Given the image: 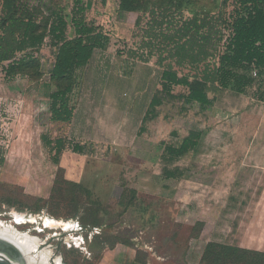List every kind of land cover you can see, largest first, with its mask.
<instances>
[{
	"label": "rangeland",
	"instance_id": "1",
	"mask_svg": "<svg viewBox=\"0 0 264 264\" xmlns=\"http://www.w3.org/2000/svg\"><path fill=\"white\" fill-rule=\"evenodd\" d=\"M120 1L84 0L87 21L107 42L77 72L71 123L51 121L49 95L56 87L50 72L57 50L50 40L34 52L41 76L7 73L8 63L0 65V222L41 242L49 238L46 251L64 264H99L103 248L118 240L150 246L166 264H189L210 242L264 244V222H255L259 210L264 216L256 204L264 184V157L258 155L264 152V101L226 89L202 108L183 102V87L173 95L161 92L157 57L146 63L128 54L142 40L136 22L145 27L150 16L143 8L124 12ZM142 1L151 9L167 0ZM180 1L183 12L173 22L192 17L189 8L213 12L218 2ZM33 3L45 14L63 9L68 37L75 36L72 0ZM155 95L164 102L145 119ZM191 130L203 131L199 147L166 163L162 142L178 145ZM44 134L75 138L87 145V154L67 150L56 164ZM166 165L178 167L183 177L166 178ZM64 182L84 190L64 188ZM46 218L71 227L46 228ZM183 226L190 236L181 245L176 240ZM56 233L60 237L51 238ZM139 253L145 260V252Z\"/></svg>",
	"mask_w": 264,
	"mask_h": 264
},
{
	"label": "trees",
	"instance_id": "2",
	"mask_svg": "<svg viewBox=\"0 0 264 264\" xmlns=\"http://www.w3.org/2000/svg\"><path fill=\"white\" fill-rule=\"evenodd\" d=\"M72 1L76 7L72 17L75 36L69 38V23L63 9L45 14L33 0H0V65L8 63L7 73L39 77L40 60L34 52L47 40L57 50L50 72L56 87L49 95L52 122L73 121L76 106L72 96L78 84L77 72L88 66L96 50L104 48L107 42L105 33L87 21L84 0ZM148 4L142 0H121L120 9L136 12L143 8L150 16L145 27L143 21L136 22L137 28L143 30L142 40L128 54L146 63L157 57V65L162 69L161 92L173 95L175 88L183 87V102L202 108L211 106L215 96L226 89L264 101V0H218L215 11L198 13L189 8L192 17L185 19L182 15L178 22H173L176 18L172 17L183 12L180 0H167L151 9ZM163 102L155 95L145 119ZM202 138L203 131L191 130L178 145L163 141L164 161L170 164L195 151ZM42 141L56 164L67 150L87 154V145L75 138L52 139L44 134ZM179 170L166 165L163 173L168 179H179L183 177L177 173ZM69 187L84 190L79 184L64 182V188ZM119 243L118 240L108 247ZM201 264H264V251L210 242L203 250Z\"/></svg>",
	"mask_w": 264,
	"mask_h": 264
},
{
	"label": "crops",
	"instance_id": "3",
	"mask_svg": "<svg viewBox=\"0 0 264 264\" xmlns=\"http://www.w3.org/2000/svg\"><path fill=\"white\" fill-rule=\"evenodd\" d=\"M259 157L262 158L264 157V152L259 149ZM263 152V153H262ZM264 170V168L262 169ZM260 196L259 199L257 201V206L259 208H264V184L263 187L260 189ZM255 222H257L258 224L264 222V216H262V211L259 210L258 212V216L256 215L255 217ZM187 228H185V226H183L182 231L180 232V234L177 237V242L181 245L185 244V242L188 240L187 238H189V233L186 230ZM200 236L198 239H196L193 243H192V247L191 248H195L198 243L201 240ZM190 240V239H189ZM244 248H248V249H252V250H257V251H264V244H259L256 246H251L248 243H243V245H241ZM140 250H143L146 254L145 256V260H138V252ZM201 257H202V248H198V252L195 254V256H191L190 260H189V264H201ZM101 261L99 262V264H166L167 263V258L165 257H161L158 254H156V252L154 251V249L150 246H146L145 249L140 248L139 245H135V246H130V245H125L122 243L117 244L114 248H106L101 256Z\"/></svg>",
	"mask_w": 264,
	"mask_h": 264
},
{
	"label": "water",
	"instance_id": "4",
	"mask_svg": "<svg viewBox=\"0 0 264 264\" xmlns=\"http://www.w3.org/2000/svg\"><path fill=\"white\" fill-rule=\"evenodd\" d=\"M24 251L17 240L0 235V264H27Z\"/></svg>",
	"mask_w": 264,
	"mask_h": 264
},
{
	"label": "flooded vegetation",
	"instance_id": "5",
	"mask_svg": "<svg viewBox=\"0 0 264 264\" xmlns=\"http://www.w3.org/2000/svg\"><path fill=\"white\" fill-rule=\"evenodd\" d=\"M23 234L29 235L31 238H36L38 240L39 245L36 248H31V245L24 241V243L27 245L24 249V255L27 258V264H64L62 260L60 259H54L51 258V252L46 251L47 240L50 239L47 238L46 241L41 242L38 237L31 236L29 232L21 231ZM65 233V232H64ZM67 233V232H66ZM60 237L57 233L55 235H52L51 238H58ZM19 239V238H17ZM22 241V239H19ZM68 241H73L72 239H68ZM46 253H50L49 257H44ZM26 260V259H25Z\"/></svg>",
	"mask_w": 264,
	"mask_h": 264
},
{
	"label": "bare ground",
	"instance_id": "6",
	"mask_svg": "<svg viewBox=\"0 0 264 264\" xmlns=\"http://www.w3.org/2000/svg\"><path fill=\"white\" fill-rule=\"evenodd\" d=\"M44 223L46 228L55 227L56 225H61L64 226L66 230L67 229L69 230L71 227V225L68 223L58 222L56 220H51L48 218L44 220ZM0 235L14 238L22 245L23 249L27 246L24 243V241L29 243L31 245V248L33 249L39 245L38 240L36 238H31L29 235L21 233L14 226H4L1 222H0ZM17 238L22 239V241ZM49 254L46 253L44 257H49L50 256Z\"/></svg>",
	"mask_w": 264,
	"mask_h": 264
}]
</instances>
